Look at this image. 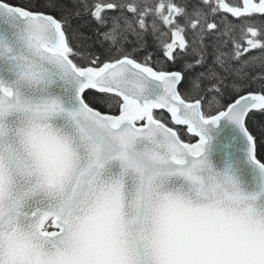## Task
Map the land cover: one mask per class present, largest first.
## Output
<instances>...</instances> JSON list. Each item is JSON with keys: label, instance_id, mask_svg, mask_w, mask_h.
<instances>
[{"label": "snow or ice", "instance_id": "snow-or-ice-1", "mask_svg": "<svg viewBox=\"0 0 264 264\" xmlns=\"http://www.w3.org/2000/svg\"><path fill=\"white\" fill-rule=\"evenodd\" d=\"M0 264H264V0H0Z\"/></svg>", "mask_w": 264, "mask_h": 264}, {"label": "trees", "instance_id": "trees-1", "mask_svg": "<svg viewBox=\"0 0 264 264\" xmlns=\"http://www.w3.org/2000/svg\"><path fill=\"white\" fill-rule=\"evenodd\" d=\"M149 42H151V41H149Z\"/></svg>", "mask_w": 264, "mask_h": 264}]
</instances>
